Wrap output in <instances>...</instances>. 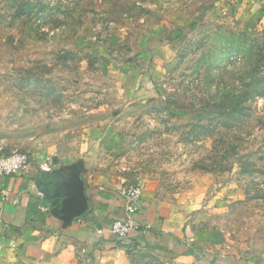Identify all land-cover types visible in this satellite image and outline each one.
I'll return each instance as SVG.
<instances>
[{
	"label": "rangeland",
	"instance_id": "rangeland-1",
	"mask_svg": "<svg viewBox=\"0 0 264 264\" xmlns=\"http://www.w3.org/2000/svg\"><path fill=\"white\" fill-rule=\"evenodd\" d=\"M13 153L182 210L176 250L133 235L107 264H264V0H0Z\"/></svg>",
	"mask_w": 264,
	"mask_h": 264
},
{
	"label": "crops",
	"instance_id": "crops-1",
	"mask_svg": "<svg viewBox=\"0 0 264 264\" xmlns=\"http://www.w3.org/2000/svg\"><path fill=\"white\" fill-rule=\"evenodd\" d=\"M38 169L31 164L15 173H0V264H107L123 242L109 232L110 224L124 212L121 189L90 184L83 170L76 168L84 181L88 208L65 220L61 218V201L67 194L48 198V204L42 198L46 194L54 197L48 190L51 180L60 196L58 174L46 176ZM137 206L138 219L150 225L143 235L176 250L186 226L178 205L161 201L154 189L146 186ZM188 228L185 233L196 237L198 233ZM186 254L190 258L193 253Z\"/></svg>",
	"mask_w": 264,
	"mask_h": 264
},
{
	"label": "built area",
	"instance_id": "built-area-1",
	"mask_svg": "<svg viewBox=\"0 0 264 264\" xmlns=\"http://www.w3.org/2000/svg\"><path fill=\"white\" fill-rule=\"evenodd\" d=\"M30 161V158L23 153H13L10 156L0 157V173L11 174L28 168L32 164ZM41 169L43 171L49 170L45 167H41ZM141 191V188L135 184H129L120 190L125 205L123 215L114 220L109 226V232L114 237L124 240L133 235L135 236L139 232H141L140 236L142 237L144 236L143 233L149 230L150 225L137 217V203Z\"/></svg>",
	"mask_w": 264,
	"mask_h": 264
},
{
	"label": "water",
	"instance_id": "water-1",
	"mask_svg": "<svg viewBox=\"0 0 264 264\" xmlns=\"http://www.w3.org/2000/svg\"><path fill=\"white\" fill-rule=\"evenodd\" d=\"M71 169H74V171L69 176V192L61 201V212H63L61 218L65 220H70V217L82 214L88 208V197L84 181L76 167Z\"/></svg>",
	"mask_w": 264,
	"mask_h": 264
},
{
	"label": "flooded vegetation",
	"instance_id": "flooded-vegetation-1",
	"mask_svg": "<svg viewBox=\"0 0 264 264\" xmlns=\"http://www.w3.org/2000/svg\"><path fill=\"white\" fill-rule=\"evenodd\" d=\"M74 170L72 169H67L65 171H61L58 174V185H59V191H60V196L61 195H66L69 192V186H70V174L73 172Z\"/></svg>",
	"mask_w": 264,
	"mask_h": 264
},
{
	"label": "trees",
	"instance_id": "trees-1",
	"mask_svg": "<svg viewBox=\"0 0 264 264\" xmlns=\"http://www.w3.org/2000/svg\"><path fill=\"white\" fill-rule=\"evenodd\" d=\"M194 26H195V25H192L191 28H193ZM129 240H130V239H129ZM188 253H190V252H188Z\"/></svg>",
	"mask_w": 264,
	"mask_h": 264
}]
</instances>
